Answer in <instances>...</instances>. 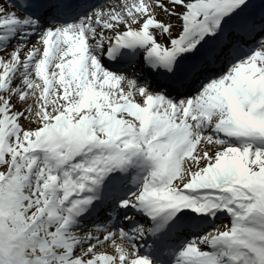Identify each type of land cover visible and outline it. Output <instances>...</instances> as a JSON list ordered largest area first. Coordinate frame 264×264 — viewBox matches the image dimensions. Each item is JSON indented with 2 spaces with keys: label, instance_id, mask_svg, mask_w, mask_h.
Masks as SVG:
<instances>
[{
  "label": "snow or ice",
  "instance_id": "obj_1",
  "mask_svg": "<svg viewBox=\"0 0 264 264\" xmlns=\"http://www.w3.org/2000/svg\"><path fill=\"white\" fill-rule=\"evenodd\" d=\"M0 264H264V0H0Z\"/></svg>",
  "mask_w": 264,
  "mask_h": 264
}]
</instances>
